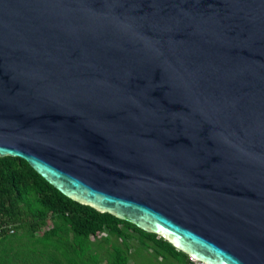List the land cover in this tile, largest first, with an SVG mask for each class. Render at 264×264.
<instances>
[{"label": "water", "instance_id": "water-1", "mask_svg": "<svg viewBox=\"0 0 264 264\" xmlns=\"http://www.w3.org/2000/svg\"><path fill=\"white\" fill-rule=\"evenodd\" d=\"M192 261L264 264V0H0V157Z\"/></svg>", "mask_w": 264, "mask_h": 264}, {"label": "trees", "instance_id": "trees-1", "mask_svg": "<svg viewBox=\"0 0 264 264\" xmlns=\"http://www.w3.org/2000/svg\"><path fill=\"white\" fill-rule=\"evenodd\" d=\"M133 239L161 263L195 264L161 236L64 196L25 160L0 157V264H130Z\"/></svg>", "mask_w": 264, "mask_h": 264}, {"label": "rangeland", "instance_id": "rangeland-1", "mask_svg": "<svg viewBox=\"0 0 264 264\" xmlns=\"http://www.w3.org/2000/svg\"><path fill=\"white\" fill-rule=\"evenodd\" d=\"M104 234H102V237ZM97 241V239H96ZM98 242V241H97ZM130 264H164L161 263V259H156L152 254L151 250L143 249L142 247H139L138 241L133 239L130 242ZM99 252V251H95ZM100 253V252H99ZM195 264H203L199 263L197 261H193ZM165 264H169L168 261H166ZM173 264H179L176 261H173Z\"/></svg>", "mask_w": 264, "mask_h": 264}, {"label": "bare ground", "instance_id": "bare-ground-1", "mask_svg": "<svg viewBox=\"0 0 264 264\" xmlns=\"http://www.w3.org/2000/svg\"><path fill=\"white\" fill-rule=\"evenodd\" d=\"M203 264H208L207 262H204ZM210 264V263H209Z\"/></svg>", "mask_w": 264, "mask_h": 264}]
</instances>
